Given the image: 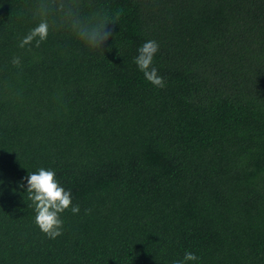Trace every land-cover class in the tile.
<instances>
[{"label":"trees","instance_id":"trees-1","mask_svg":"<svg viewBox=\"0 0 264 264\" xmlns=\"http://www.w3.org/2000/svg\"><path fill=\"white\" fill-rule=\"evenodd\" d=\"M35 3L0 0V264H264V0H81L113 24L101 50L20 48ZM150 40L162 89L134 63ZM41 168L71 192L55 239Z\"/></svg>","mask_w":264,"mask_h":264},{"label":"clouds","instance_id":"clouds-1","mask_svg":"<svg viewBox=\"0 0 264 264\" xmlns=\"http://www.w3.org/2000/svg\"><path fill=\"white\" fill-rule=\"evenodd\" d=\"M81 0L73 3L72 0H36L34 16L39 18L38 26L34 27L22 39L20 48L31 45L39 48L50 30H68L79 42L89 48L102 49L103 45L113 36L112 29L106 17L99 13L82 12ZM159 44L150 40L138 49V56L134 63L143 74L145 80L158 88L165 87L164 78L158 75L157 68L153 66V58L158 52ZM20 58L14 57L12 64L20 66ZM26 191L28 199L35 210V224L39 230L50 239H55L62 234V221L59 214L67 210L72 204L71 192L65 191L55 179L52 170L39 169L36 173L29 174L26 178ZM20 187H24L23 184ZM73 214L79 212V206L71 207ZM196 255L186 252L182 261L174 264H187L195 261Z\"/></svg>","mask_w":264,"mask_h":264}]
</instances>
